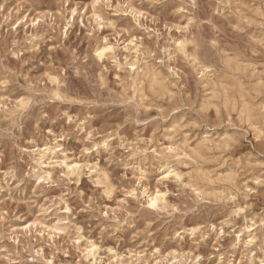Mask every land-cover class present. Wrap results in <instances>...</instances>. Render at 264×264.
Segmentation results:
<instances>
[{"label":"clouds","instance_id":"9594fccd","mask_svg":"<svg viewBox=\"0 0 264 264\" xmlns=\"http://www.w3.org/2000/svg\"><path fill=\"white\" fill-rule=\"evenodd\" d=\"M54 2L59 11L38 13L23 38L0 31V145L8 141L18 153L6 170L0 167V264H201L200 257L166 245L187 238L195 246L217 232L219 245L252 207L249 184L264 187V10H256L259 48L251 52L260 62L249 61L241 72L202 62L199 47L185 52V42L195 40L188 35L200 27L189 12L198 0H89L90 14L81 15L89 46L79 54L67 30L75 10L67 8L70 0ZM71 2L79 9L83 0ZM165 2L188 13L179 44L171 36L176 25L163 23L165 39L160 17L142 10ZM216 2L230 10L239 0ZM5 3L0 0V15ZM49 42L48 52L62 51L65 61L52 63L49 55L43 71L27 67ZM106 47L111 51L97 56ZM73 76L86 94L73 89ZM50 105L53 115L45 111ZM25 119L34 128L22 147ZM62 119L59 132L48 127ZM73 138L74 148L68 146ZM4 157L0 147V165ZM213 206L227 214L219 229L200 219L185 225ZM28 217L27 227L16 226ZM259 219L264 228V216ZM256 239L245 245L249 264H257L250 248Z\"/></svg>","mask_w":264,"mask_h":264},{"label":"rangeland","instance_id":"374dc122","mask_svg":"<svg viewBox=\"0 0 264 264\" xmlns=\"http://www.w3.org/2000/svg\"><path fill=\"white\" fill-rule=\"evenodd\" d=\"M88 2L89 0H83L79 9L76 8V4L71 2V0L67 4V8L69 10L76 11L74 19L71 17L72 11H69L68 18L73 21V24L72 27L67 30L70 35V39L76 42L73 46H79L77 48L78 54L87 50L89 46V42L84 39L87 31L85 27L86 21L81 19V15L87 16L91 12V10L86 7ZM178 7H180L179 4L170 2L157 4L152 7L143 5L142 7V10L148 12L150 16L160 17L161 24L159 27L164 34L165 39H167L168 33L167 30L163 29V23L167 22L169 25H176L175 28L171 29V36L177 41V44L180 40L184 39V36L181 35V32L178 31V29L187 25L188 17V13L186 12H175L174 10ZM257 9L264 10L262 9L259 0H239V3L233 4L230 10H225L223 5L218 4L216 0H198L197 8L195 10L189 9V12L194 11L195 15L192 18L200 22V27L193 30L191 34L188 35V41H192L193 37H195L194 42H186L188 55H192L194 48L199 47L201 53L198 58L201 59L202 62L211 59L217 64H227L230 67L234 66L235 68L240 66L239 70L241 69V72H247L248 68L245 67H247L249 61L256 63L260 62L259 57H252L251 55L253 48H259V45H256L253 42V38H258L260 35L259 17L256 15ZM58 11L59 6L54 2V0H43V3L39 5L22 4L20 0H7V3L4 5L3 15H0V23L4 24V28L0 29V31L5 34L11 32L18 39H21L23 38L26 30L29 32L32 31L31 27L26 26L36 23L39 20L38 13H57ZM5 15L10 16L9 21H4L3 17ZM112 18L117 19V17ZM9 25H11V27H9ZM121 26L123 27L126 25L124 22H121ZM149 26L152 27V25ZM101 34L106 37L108 35V30H101ZM213 39L217 41V47L215 49L211 47V41ZM154 40L155 37H153V41ZM146 43L151 42L146 40ZM160 44L163 47L164 40H161ZM50 46L51 42H49L48 45H42L40 53L27 67L38 65V70L43 71V62L48 61L49 55H52L48 52V48ZM41 58H43V60ZM64 61L65 56L62 51H57L54 55H52V63L61 64ZM35 71H37V69H34V73ZM71 84L73 89L81 95L87 93L85 84L74 76L71 78ZM11 87L14 88L15 86ZM189 87H192V85L190 84ZM19 98V93L13 96V99ZM55 107V105H50L45 108V111H48L50 115H53L55 113ZM75 112L76 108H73L72 113ZM64 124L65 120L62 119L57 121L55 126L48 125V127H52L54 131L59 132L61 126ZM22 125L23 140H21L20 143L22 147H27L25 141L31 138L34 123L31 119H25L22 121ZM40 127L44 129L45 124L41 123ZM17 135H21V132L17 131ZM249 139H251V136ZM40 146L43 147V144ZM68 146L73 148L75 147L74 138L68 141ZM0 147H2L5 152V157L0 167H4L6 170V166L13 159L18 160V153L13 149L11 143L8 141H4ZM246 150L250 151V147ZM25 159H27V157H25ZM18 166L21 168L26 167V165L19 162ZM255 175H258V173H253V176ZM247 179H251V177H248ZM249 187L255 189L247 201V203L252 207L236 220L234 225V227H236V233L234 235L224 237L219 245H217L216 241V236L219 235V232L207 234V239L195 246L192 245L187 238H185V241L180 245L168 242L166 245L168 250L175 249L176 251H180L183 249L184 252L189 253L192 256L200 257L201 264H220L221 259L223 260V264H249V251L245 247V242H247L246 238L248 239V230L245 231V228L247 226L250 227L254 225L250 228V231L256 235L257 239L255 244L250 246V248L253 252H255V259L258 264L259 259H264V250H262L264 249V228L259 226V218L264 216V187L255 185L254 183H250ZM4 195L6 196L7 193ZM213 207L215 208V211L211 213H202L199 217L190 215L185 221V225L193 227L194 224L192 221L194 219H200L201 222L216 224L219 229L221 227V221L225 219L227 214L218 206ZM23 211L24 208L21 207L17 210V215H20ZM245 217L247 218V224H245ZM254 219L255 224H253ZM31 222L32 218L28 217L23 221L16 222V226L21 228L27 227ZM223 231L228 232L230 229L225 227ZM241 233L243 234L241 235ZM258 235H260V238H258ZM238 236H240V239ZM108 244L111 246L113 245V242L109 241ZM233 244H236V246L233 247ZM121 247H123V244Z\"/></svg>","mask_w":264,"mask_h":264},{"label":"bare ground","instance_id":"6f19581e","mask_svg":"<svg viewBox=\"0 0 264 264\" xmlns=\"http://www.w3.org/2000/svg\"><path fill=\"white\" fill-rule=\"evenodd\" d=\"M251 9V8H250ZM75 14H76V11H75ZM75 14H73V12H72V18L74 19V16H75ZM240 15V14H239ZM250 21V20H249ZM256 21V20H255ZM178 44H179V42H178ZM184 49H185V52H187V44H186V42H185V44H184ZM188 53V52H187ZM183 55V54H182ZM236 59V58H235ZM238 59V58H237ZM233 60V59H232ZM230 61V60H229ZM234 61H237V60H234ZM234 63V62H233ZM228 64H229V62H228ZM232 64V63H231ZM240 67V66H239ZM239 67H238V69H239ZM245 68H247V67H245ZM241 70V69H240ZM254 225H252V226H247L246 228H245V231L246 230H249L251 227H253ZM243 229V228H242ZM261 229V228H260ZM243 231V230H242ZM259 231V230H258ZM248 233V239L246 238V240L248 241L249 239H252L253 238V235H255L252 231H248L247 232ZM239 235V234H238ZM259 237L258 238H260V235H258ZM263 236V235H262ZM255 237H256V235H255ZM264 237V236H263ZM238 238L240 239V236H238ZM263 240V239H262ZM261 240V241H262ZM256 241V240H255ZM240 242V241H239ZM238 242V243H239ZM263 242V241H262ZM245 243H247V242H245ZM240 244V243H239ZM244 244V243H243ZM255 244V242L252 244V245H254ZM251 245V246H252ZM253 249V248H252ZM252 251V250H251Z\"/></svg>","mask_w":264,"mask_h":264},{"label":"snow or ice","instance_id":"6c2138e0","mask_svg":"<svg viewBox=\"0 0 264 264\" xmlns=\"http://www.w3.org/2000/svg\"><path fill=\"white\" fill-rule=\"evenodd\" d=\"M98 19H99V17H98ZM109 51H111V49L106 47L103 50L98 51L97 56L103 57L105 55V53H107ZM153 206H155V202H153Z\"/></svg>","mask_w":264,"mask_h":264}]
</instances>
